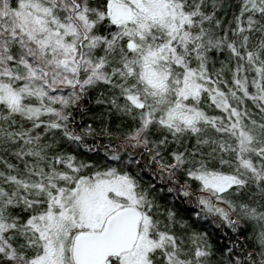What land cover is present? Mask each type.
<instances>
[{"label": "snow or ice", "instance_id": "obj_1", "mask_svg": "<svg viewBox=\"0 0 264 264\" xmlns=\"http://www.w3.org/2000/svg\"><path fill=\"white\" fill-rule=\"evenodd\" d=\"M0 264H264V0H0Z\"/></svg>", "mask_w": 264, "mask_h": 264}]
</instances>
